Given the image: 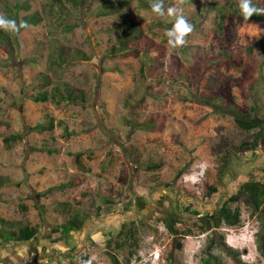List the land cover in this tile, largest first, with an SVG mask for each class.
Here are the masks:
<instances>
[{"label": "rangeland", "instance_id": "obj_1", "mask_svg": "<svg viewBox=\"0 0 264 264\" xmlns=\"http://www.w3.org/2000/svg\"><path fill=\"white\" fill-rule=\"evenodd\" d=\"M15 1H28L33 5L31 12L38 10L43 21L19 35L14 58L9 47L0 45L1 59L11 64L0 68V87L6 91L8 107L0 111V120L10 122L13 132L23 135L9 146L0 137V176L9 179V184L0 188L6 201L0 203V217L27 221L54 233L59 226H54L55 219L65 208L62 205L69 204L85 227L72 233V238L55 241L59 246L69 241L72 250L67 258L76 254L79 261L72 264L88 261L87 251L92 257H101L102 264H114V258L120 264H264L260 250L264 213L250 218L249 203L240 191L250 178H264V128L246 132L224 107L220 111L203 105L204 100L214 101L226 92L227 99L250 109L251 100L240 94L239 87L249 62L246 54L239 52L231 63L215 62L210 68L205 60L210 55L208 49L217 51L222 44L238 51L263 41L264 23L242 21L232 10L228 12L231 18L221 21L224 6L239 9V0H185L183 4L172 0L193 25V32L183 47L173 49L165 32L154 37L148 31L149 37L164 47L161 71L167 79L145 82L140 59H104L109 49L119 46L115 28L130 18L148 28L159 20L174 23L175 17H159L136 1L118 15L99 16L98 3L85 14L66 3L65 12L54 14L50 11L53 0H0L4 16L8 14L4 5ZM169 1L163 0L164 7ZM74 23L79 26L67 32L65 28ZM53 45L82 51L89 60L54 67ZM171 55L180 59L182 67L180 74L169 76ZM107 67H118L119 72ZM41 74L49 75L62 90L83 93L86 101L34 103L26 93H33L31 85ZM262 103L264 113V99ZM150 116L164 124L161 132L145 130L142 123ZM52 121L54 130H27ZM243 137L247 138L245 144L261 141L260 148L246 156L240 147ZM45 148L58 153L48 154ZM233 152L229 169L223 172V187L218 173L228 159L226 153ZM77 156L80 159L75 166ZM76 179L81 185L72 184ZM216 186L218 192L214 193ZM98 187L100 195L92 191ZM87 190L83 199L76 198ZM21 205L27 206V211ZM227 207L241 210L239 226L204 229L202 220L210 217L211 209ZM112 213L117 214L110 216ZM162 217L172 221L173 231L157 222ZM131 222L156 223L161 234L154 237L141 229L138 247L131 250L126 237L119 234L122 225ZM94 233L103 237L96 245L102 249L93 247L90 239ZM12 249L0 243V252ZM157 251L161 258L153 262L151 254Z\"/></svg>", "mask_w": 264, "mask_h": 264}, {"label": "trees", "instance_id": "obj_2", "mask_svg": "<svg viewBox=\"0 0 264 264\" xmlns=\"http://www.w3.org/2000/svg\"><path fill=\"white\" fill-rule=\"evenodd\" d=\"M133 1H136L141 8L152 12L150 7L152 0H53L52 5H50V11L54 14L65 12V4L68 3L69 7L72 10L85 14L86 12L90 11L96 3H98L99 5L97 4V14H99V16H107L109 14L118 15L124 10L128 3ZM194 1L199 2L198 0ZM253 4L258 8H264V0H253ZM4 6L8 13L5 17L16 20L18 24L20 21H26L31 27L38 26L43 21V16L38 10L31 12L33 5H31L28 1L23 3L15 1L12 5L5 4ZM174 6L175 2L170 0L168 5L165 6V9ZM224 9L225 10L222 11L223 18L221 21H225L227 18H231L228 12L232 10L233 16L238 17L242 21L264 23V15H253L249 20H245L241 16L239 9L233 10V8L229 9L227 8V6H224ZM0 13L2 12L0 11ZM22 13H25V16L21 17L20 14ZM172 24V22L167 23L165 21L159 20L153 23L154 26L144 28L140 23L131 18L122 21L115 28L119 39V46L109 49L105 53L104 59H122L126 57L140 59V75L144 78L143 80L145 82H149V80H166V73L161 71V69L164 67V63H162L161 60L164 47L156 44L153 37H149L148 31L155 37V35L158 36L159 34L166 32L167 29H170L172 27ZM78 26L79 25L77 23H74L72 26H67L65 30L67 32H70L76 29V27ZM219 27L223 29L224 24H220ZM24 30L26 29H21L18 34L8 33L6 31L0 30V45L10 48L11 58H14L13 49L15 48V44L19 39V35ZM66 48L67 47H63L62 45H53L51 64L54 65V67H62L63 65H68L71 62L75 61L89 60V58L82 51H71L70 49ZM239 52L244 55L246 54L249 59L248 64L244 68V78L239 79V87L241 89L240 94L245 98H250L252 104L250 109L244 110L232 100L227 99L225 95L226 92L221 93L219 97H217L214 101L204 100L203 105L218 108L220 111L222 110L220 108L224 107L225 111H227L231 114V116L234 117L235 122L239 127L244 129L246 132H254L262 130V126H264V113L261 110L263 107L262 101L264 99V40L260 42H253L248 46H242L238 51H236V48H234L230 44L219 45L217 51H213L212 48L208 49V54L210 55H208L205 63L208 68L213 66L215 62L220 63V61H223V63H225L226 61L227 63H231L237 58ZM219 55H223L224 58L220 57ZM169 60V76L179 73V70L182 67L180 59L175 55H171ZM7 66L10 67L11 64L4 62L0 57V68ZM107 69H112V72H119L118 67H107ZM31 86L34 89L33 93H26V96H28V99L32 100L34 103L51 102L56 105H61L62 103H84L86 101V96L83 93H79L69 88L62 90L60 86L54 85L53 80L47 74H41L39 78L37 77L34 80ZM48 88L51 89L48 90ZM36 89H38L37 92H35ZM5 93V89L0 87V111L8 108L5 105L4 101V96H6ZM142 125L144 126L145 130L152 132H161L164 129V124L162 122H158L157 118H155L154 116H150L147 121L142 123ZM54 129L55 125L52 121L48 126L38 125L34 128H28L27 130L29 133H43L45 131ZM0 137L3 143L9 146L12 143L18 141L21 137H23V135L14 133L10 122L0 120ZM246 140L247 138L243 137L240 143V147L242 149L241 151L246 156L252 154L253 152H256L260 148L261 141L252 140L250 143L245 144ZM44 151L48 154L58 153V151L51 148H45ZM226 155L228 159H226V162H224L220 166V171L218 173V180H221V184L223 175L225 173L224 171L229 169L228 165L230 164V160L234 155V152L230 154L226 153ZM110 157H112V155H110ZM79 159V156L75 157V166L79 164ZM263 179V176H261L260 179L250 178V180H248L240 188L241 194L245 197L247 203H249L248 205L250 207V218H254L259 214L264 213ZM74 181L75 182L72 183L73 185L78 186L81 183L79 179H76ZM8 184L9 179L7 177L0 176V188ZM64 186L66 187V185ZM98 190L99 187L96 188V190L92 191L100 195L101 191L99 190L98 192ZM213 192H218L217 186L213 187ZM88 193L89 191L87 190L86 192L77 195L76 198L78 200H81L86 195H88ZM5 202L6 201H3L2 196L0 195V203ZM21 206L23 210L27 211V206ZM62 206L65 208L63 209L62 214H59L54 222V226L59 224V226L55 227V229L59 231L58 234L64 237L68 236L71 232L81 231L82 229H84L85 222L81 221L80 218L72 213L71 206L67 203L63 204ZM71 214L73 215L68 218L67 215ZM158 221L164 222V219H158L157 222ZM164 224V226H167L165 222ZM201 224L202 226H204V229L209 230L212 229L215 225L218 227H220L221 225H228L230 227L239 226L241 224V210L237 207H227L225 209L218 210L212 216L203 219ZM127 225H122L119 234H122V236L126 237V241L129 242L128 247L131 250L138 247L139 242L136 238L141 229L146 230L147 233L152 234L154 237L159 234L156 223L153 222H143L141 225H136V223L131 222ZM41 231L42 230H40L38 227L31 225L27 221H12L0 217L1 245L7 244L15 246L28 243L32 241L37 235H39ZM96 245H99V243L94 244L93 247L102 249V246L97 247ZM260 250L264 255L263 236L261 237ZM168 251H170V248ZM86 254V260H90V252L87 251ZM114 264H120L116 258H114Z\"/></svg>", "mask_w": 264, "mask_h": 264}, {"label": "crops", "instance_id": "obj_3", "mask_svg": "<svg viewBox=\"0 0 264 264\" xmlns=\"http://www.w3.org/2000/svg\"><path fill=\"white\" fill-rule=\"evenodd\" d=\"M262 128L264 127L262 126ZM263 133H264V129H263ZM92 190H95V189H92ZM117 204H115V206H119ZM102 208L104 209V207ZM116 214L117 213L115 214L112 213L110 216H115ZM154 218H156V216ZM100 219H103V218H100ZM100 219H97V220H100ZM58 233L59 231L57 230L54 233H51L48 231H41L39 235H37L32 241L28 243L19 244L15 246L10 245L15 250L12 249L11 251L9 250L1 251L0 252V264H44L46 262L72 264V263L77 262L78 260H76L77 259L76 254L75 255L71 254V258H67V256L70 254L72 250L71 246H69L68 244L69 241H66L65 244H63L62 246H59L57 242L55 241L57 240L56 238L63 237V236H60ZM72 233H75V232H71L68 235L70 238H72ZM99 234L100 233H94L92 235V238L90 239L93 243L92 245L101 242L103 237ZM76 249L77 247L73 248L74 252L76 251ZM57 250H63V251L60 253V252H57ZM50 259H52V261Z\"/></svg>", "mask_w": 264, "mask_h": 264}, {"label": "clouds", "instance_id": "obj_4", "mask_svg": "<svg viewBox=\"0 0 264 264\" xmlns=\"http://www.w3.org/2000/svg\"><path fill=\"white\" fill-rule=\"evenodd\" d=\"M179 2L183 4L185 0H179ZM150 7L152 13L159 17H175L172 27L165 32L168 38L167 43L173 49L183 47L187 42L186 37L193 32V25L183 15L182 9L178 10L176 7H168L165 9L163 0H152ZM238 7L241 16L245 20H249L253 15H264V8L256 7L253 4V0H239ZM29 27L30 25L26 21H20L18 24L16 20L6 18L0 13V30L18 34L21 29H27ZM81 264H92V262L91 260L82 261Z\"/></svg>", "mask_w": 264, "mask_h": 264}, {"label": "built area", "instance_id": "obj_5", "mask_svg": "<svg viewBox=\"0 0 264 264\" xmlns=\"http://www.w3.org/2000/svg\"><path fill=\"white\" fill-rule=\"evenodd\" d=\"M203 177H204V175H202V178ZM163 226H164V224H163ZM158 230H159V227H158ZM159 234H161V233L159 232ZM151 257L153 258V262H156V261L160 260V258H161V252L157 251V252L151 254ZM91 260H93L94 262H97L98 264H102L101 257L99 258V257H96V256H93V257L91 256ZM44 264H51V263L46 262Z\"/></svg>", "mask_w": 264, "mask_h": 264}, {"label": "flooded vegetation", "instance_id": "obj_6", "mask_svg": "<svg viewBox=\"0 0 264 264\" xmlns=\"http://www.w3.org/2000/svg\"><path fill=\"white\" fill-rule=\"evenodd\" d=\"M223 180V179H222ZM220 183V185H222L223 187H224V183H223V181H222V184H221V182H219ZM125 208V207H124ZM212 210V213L210 214V216H212L214 213H216V211H217V208H213V209H211ZM162 218H164V222L165 223H167L166 225H168V227L173 231V227H172V221H170V220H168V218H166V217H162ZM177 251L179 250V248L178 249H176Z\"/></svg>", "mask_w": 264, "mask_h": 264}]
</instances>
